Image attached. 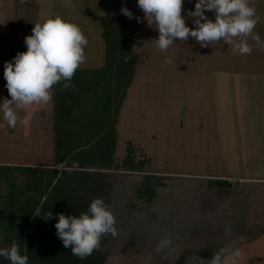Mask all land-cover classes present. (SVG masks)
<instances>
[{
  "label": "rangeland",
  "instance_id": "1",
  "mask_svg": "<svg viewBox=\"0 0 264 264\" xmlns=\"http://www.w3.org/2000/svg\"><path fill=\"white\" fill-rule=\"evenodd\" d=\"M46 1L54 2L43 21L49 10L77 24L87 59L72 78L74 90L56 85L49 104L26 110L29 126L8 127L1 113L0 248L15 241L28 264H201L196 257L205 253L247 250L251 235L264 231V65H251V54L222 41L201 47L191 37L161 52L158 31L135 2L105 0L96 8L87 0ZM195 3L182 6L190 28ZM251 4L261 43H248L264 61V0ZM122 7L140 21L127 18L109 49L101 17ZM1 25L3 101L11 98L4 64L27 47ZM144 182L158 193L152 206L138 198ZM95 198L114 214L118 235L103 236L99 249L79 259L57 237L58 220L42 217L78 216ZM37 208L42 217L34 216ZM165 237L170 246L156 252ZM0 264L10 261L0 257Z\"/></svg>",
  "mask_w": 264,
  "mask_h": 264
},
{
  "label": "clouds",
  "instance_id": "2",
  "mask_svg": "<svg viewBox=\"0 0 264 264\" xmlns=\"http://www.w3.org/2000/svg\"><path fill=\"white\" fill-rule=\"evenodd\" d=\"M184 0H137L138 8L144 18L155 26L158 38L155 39L159 51H167L174 41H187L193 38L201 47H208L221 41L231 45L239 55H250L252 47L248 38L261 43L260 37L254 34L259 22L256 8L251 0H196L195 10H189L187 18H191L194 28L186 25L182 16ZM214 12L210 19L205 12ZM121 14L128 19L139 17L127 8H121ZM27 51L18 52L13 61L4 64L5 87L10 99L5 98L0 103V112L8 127L29 126L31 113L27 112L33 105H47L53 99L52 89L61 85L62 90L75 89L72 83L76 71L85 63L87 57L85 48L87 37L82 29L70 20L56 15L36 23L32 35L24 38ZM171 64L170 58L164 61ZM26 114L21 117L20 112ZM77 165H73L76 167ZM71 172L73 169H67ZM34 216H41V209L35 210ZM42 218H56V235L62 241L65 249H71L74 256L85 259L99 249L101 238L107 234L118 235L116 218L103 199L91 201L86 212L78 216H65L63 213L53 217L51 211ZM171 239L162 238L155 251L169 247ZM221 250L214 254L210 264H228V261L239 257V250L231 251L227 256ZM0 257L10 261V264H28V256L22 255L20 246L14 241L8 248H0Z\"/></svg>",
  "mask_w": 264,
  "mask_h": 264
},
{
  "label": "crops",
  "instance_id": "3",
  "mask_svg": "<svg viewBox=\"0 0 264 264\" xmlns=\"http://www.w3.org/2000/svg\"><path fill=\"white\" fill-rule=\"evenodd\" d=\"M6 1H7L6 3L0 2V26L3 27V25H1V24L8 25L7 28L9 30H13L14 32H17L18 33L17 35L18 36L20 35L21 38L22 37L25 38L28 35H32V29H33L32 26L34 27V25L36 23H40L41 21H43L42 17L40 16V15H42V11H46L47 8L50 7V4L53 5V2H54V1H52L51 3H47L46 0H42V1L6 0ZM67 1H68V3H70L69 0H67ZM71 1H74V0H71ZM89 1H91L89 3L90 6L100 8L105 0H97V1L87 0V2H89ZM124 1L128 2V6H133L134 2L137 3V0H124ZM62 3L63 4L66 3L68 5L67 2L64 3L62 1ZM2 6H5V7H2ZM99 11L100 10H97V12H99ZM55 13H57V12L56 11L50 12L48 10L49 17L56 16ZM118 15H121V14H117L116 16H118ZM105 16L108 17L107 15H104L101 17L102 20ZM261 23L262 22H260V24ZM259 34L264 36V32H263V34L262 33H259ZM251 47H252L251 65L256 64V65L261 67V65H264V61H262V59L258 58V55L262 54V51L261 50L259 51L257 49V47H256V49H253L252 45H251ZM254 57H257L258 59L254 58ZM233 58H234V56H233ZM261 70L264 71V67H261ZM6 93H7V90H6ZM7 96H9V94ZM3 98H4V92L0 88V103L3 102L2 101ZM1 113L2 112H0V117H1ZM157 200H158V193H156V200L153 204H151V206L156 204ZM252 227H255V226H252ZM260 227H264V226H260ZM116 246H117V244H116ZM115 247L110 251V254L108 255V258H109L111 263L113 262L112 254H117V252H118L115 250ZM240 252H241V255L239 257H236V259L244 258L245 261L243 263H245V264H264V231L261 232V229H260V232L251 235V242L248 244L247 250L240 251ZM207 256L205 253V254H203L202 258L201 257L200 258L196 257V258H197V260H199V262L201 264H203V263L205 264L206 261H211V259H212L211 255H207ZM235 264H237V263H235Z\"/></svg>",
  "mask_w": 264,
  "mask_h": 264
},
{
  "label": "trees",
  "instance_id": "4",
  "mask_svg": "<svg viewBox=\"0 0 264 264\" xmlns=\"http://www.w3.org/2000/svg\"><path fill=\"white\" fill-rule=\"evenodd\" d=\"M103 20H104L103 22L104 26H103L102 37L106 41L107 48L110 49L111 45H113L114 39L115 38L119 39L121 37L120 32H122L121 29L125 28L126 26L127 17L125 15L122 16L119 15V16L105 17ZM149 179L152 178L150 177ZM218 183L223 184L222 181H219ZM138 198L146 202L148 205L153 204L156 200L155 188L151 184H148V182H144L141 189L139 190Z\"/></svg>",
  "mask_w": 264,
  "mask_h": 264
}]
</instances>
